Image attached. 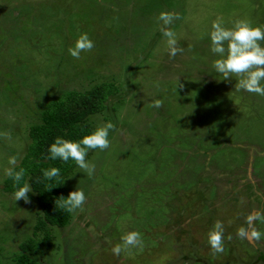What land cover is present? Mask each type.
Returning a JSON list of instances; mask_svg holds the SVG:
<instances>
[{"label":"rangeland","instance_id":"374dc122","mask_svg":"<svg viewBox=\"0 0 264 264\" xmlns=\"http://www.w3.org/2000/svg\"><path fill=\"white\" fill-rule=\"evenodd\" d=\"M161 11L179 14L169 25L184 49L175 58ZM218 17L264 28V0H0V264L15 263L39 211L34 192L25 203L3 191L9 157L25 154L47 102L100 81L119 90L89 117L95 127L115 124L110 146L89 150L91 178L77 165L64 178L67 195L87 199L51 228L39 264H264L255 259L264 223L254 225L260 241L237 235L248 214L264 212V96L237 91L235 77L212 68ZM82 33L94 48L75 59L68 49ZM217 221L219 253L208 243ZM130 231L143 248L114 255Z\"/></svg>","mask_w":264,"mask_h":264},{"label":"clouds","instance_id":"9594fccd","mask_svg":"<svg viewBox=\"0 0 264 264\" xmlns=\"http://www.w3.org/2000/svg\"><path fill=\"white\" fill-rule=\"evenodd\" d=\"M157 19L161 22L160 31L166 38V51L169 57L175 58L178 54H182L184 49L178 47L176 33L169 27L174 20L179 19V14L161 11ZM209 36L210 50L217 57L212 62L215 72L219 73L225 81L235 77L237 91L244 90L264 96V85L261 83L264 81V46L261 44L264 41V28L253 26L251 22L242 19L234 21L231 27H226L223 19L218 17L212 22ZM93 48L94 42L87 33H82L68 52L73 58L79 59L82 52H90ZM151 106L159 109L163 107V101L157 99ZM114 128L115 124L109 121L97 126L94 131L84 135L80 140L73 141L58 136L49 146V158L59 159L65 163L72 160L91 178L95 172V165L86 159L88 151L96 149L103 151L109 148V131ZM3 135L6 139L11 138L7 133ZM17 163L16 157H9V167L4 169V175L13 180L15 188L13 199L15 201L22 199L25 203H30L28 194L33 190L29 183L21 184L25 169L21 167L17 170ZM42 173L44 179L52 180L60 175V169L51 167L42 169ZM86 199L83 190L76 189L70 191L67 197L56 200V205L71 213L77 209L82 210ZM256 221L264 223V212L259 209L252 211L244 218L247 227L239 228L237 235L241 238L260 241L262 234L254 227ZM223 232L224 226L220 221L215 222L212 230L209 231L208 243L213 252H223ZM120 239L121 242L112 248L114 255L119 256L122 251L133 247L143 248L141 234L137 231L127 232Z\"/></svg>","mask_w":264,"mask_h":264},{"label":"trees","instance_id":"16d2710c","mask_svg":"<svg viewBox=\"0 0 264 264\" xmlns=\"http://www.w3.org/2000/svg\"><path fill=\"white\" fill-rule=\"evenodd\" d=\"M118 92L117 84L112 81H100L84 90H65L47 102L41 112V123L30 126V141L17 164V170L21 167L25 169L21 184H30L39 211L31 234L19 243V254L14 257V264H39L40 253L51 245V228L63 227L71 218V213L60 209L56 200L68 196L63 181L76 164L72 160L65 163L59 159H50L49 146L58 136L76 141L94 131L96 127L89 117L103 111L107 100ZM51 167L59 168L60 175L46 180L42 169ZM2 189L13 194V180L5 177Z\"/></svg>","mask_w":264,"mask_h":264},{"label":"flooded vegetation","instance_id":"af4514ba","mask_svg":"<svg viewBox=\"0 0 264 264\" xmlns=\"http://www.w3.org/2000/svg\"><path fill=\"white\" fill-rule=\"evenodd\" d=\"M255 250H257V252H258L257 256H255L256 257L255 259H257V257H258V259L260 261H262L263 257H264V245L261 244L260 246H257V249H255Z\"/></svg>","mask_w":264,"mask_h":264}]
</instances>
